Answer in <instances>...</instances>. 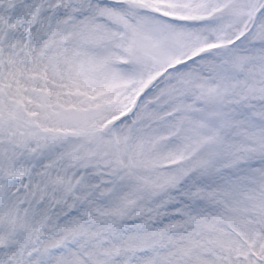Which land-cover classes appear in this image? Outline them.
I'll return each mask as SVG.
<instances>
[{
    "label": "snow or ice",
    "instance_id": "obj_1",
    "mask_svg": "<svg viewBox=\"0 0 264 264\" xmlns=\"http://www.w3.org/2000/svg\"><path fill=\"white\" fill-rule=\"evenodd\" d=\"M0 264H264V0H0Z\"/></svg>",
    "mask_w": 264,
    "mask_h": 264
}]
</instances>
